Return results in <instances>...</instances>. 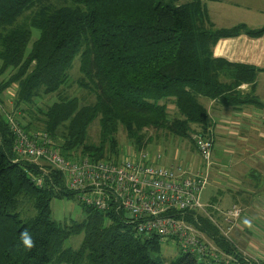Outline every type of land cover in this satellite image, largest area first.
I'll use <instances>...</instances> for the list:
<instances>
[{
    "label": "trees",
    "instance_id": "16d2710c",
    "mask_svg": "<svg viewBox=\"0 0 264 264\" xmlns=\"http://www.w3.org/2000/svg\"><path fill=\"white\" fill-rule=\"evenodd\" d=\"M27 14H32L29 25L20 22ZM32 29L39 37L29 49ZM242 33L258 37L264 28L215 30L201 0H0V76L10 73L0 82V94L17 85L16 110L43 95L57 96L40 114L44 132L67 159L118 161L121 131L137 152L156 147V133L190 140L197 150L192 136L207 135L212 124L201 98L227 106L257 103L251 93L259 71L212 53L219 39ZM76 59L79 78L70 81ZM70 83L77 88L63 97ZM246 84L252 90L243 94L239 88ZM96 120L99 141L92 143L88 131ZM31 124L23 129L29 131ZM8 125L1 117L0 264H165L151 255L161 240L139 234L123 213L79 201L83 221L56 223L51 201L76 194L47 163L42 161L48 172L17 157ZM25 205L32 216L24 213ZM174 216L199 228L222 251L241 257L209 218L195 212ZM25 230L33 237L31 250L18 247ZM80 235L78 249L65 246ZM168 264L214 263L181 252Z\"/></svg>",
    "mask_w": 264,
    "mask_h": 264
},
{
    "label": "built area",
    "instance_id": "2783aa9c",
    "mask_svg": "<svg viewBox=\"0 0 264 264\" xmlns=\"http://www.w3.org/2000/svg\"><path fill=\"white\" fill-rule=\"evenodd\" d=\"M14 139L13 150L18 158L45 162L58 170L68 191L76 194L87 207L100 211L123 213L139 234L156 235L161 242L172 240L183 254L214 264H258L244 257L228 254L199 228L175 214L202 213L228 238L242 217V208L233 205L221 210L215 205H203L201 194L208 182V170L190 173L188 170L163 163L164 155L146 150H132L118 161L71 160L63 157L52 139L44 132L30 134L8 119ZM197 150L211 167L214 140L209 135H194ZM39 186L43 180H37ZM220 214L224 227L213 214ZM228 240V239H227Z\"/></svg>",
    "mask_w": 264,
    "mask_h": 264
},
{
    "label": "crops",
    "instance_id": "0c3cea01",
    "mask_svg": "<svg viewBox=\"0 0 264 264\" xmlns=\"http://www.w3.org/2000/svg\"><path fill=\"white\" fill-rule=\"evenodd\" d=\"M201 1L207 9L209 23L215 30L238 26H245L249 30L264 28V0ZM212 53L216 59L251 66L259 71L256 73L253 90L251 85L246 84L241 87L246 93L252 90L256 95L257 103L227 106L218 101L203 99L202 104L207 109L212 123L209 135L213 138L215 146L211 167L206 168L205 162L196 152L195 145L187 139L185 140L189 146L184 143L176 153L167 152L163 163L169 165L172 161L190 173H206L208 170V182L215 185L220 195L203 203L201 194L202 204L215 205L221 210L240 205L244 217L236 223L234 229L243 234L249 227L255 228V221L264 228L261 218L254 217L264 216V34L253 37L242 33L235 37L221 38L216 42ZM193 136L192 140H194ZM154 149L156 151L149 152L148 149L146 151L153 155L162 152L158 147ZM131 151L127 148L124 155H129ZM220 166L223 168L216 169ZM202 215L207 217L205 214ZM213 216L225 226L220 214ZM256 240L259 241H257L258 246L251 244L254 241L256 243ZM256 240L248 245L255 250H251L248 246L245 250H241L237 246L241 252L232 241H228L241 257L251 263L260 261L264 264V261H261L264 259V243L259 238ZM258 258L261 259L255 260Z\"/></svg>",
    "mask_w": 264,
    "mask_h": 264
},
{
    "label": "rangeland",
    "instance_id": "374dc122",
    "mask_svg": "<svg viewBox=\"0 0 264 264\" xmlns=\"http://www.w3.org/2000/svg\"><path fill=\"white\" fill-rule=\"evenodd\" d=\"M32 14H27L25 18L21 19V23L25 25H29L30 20H31ZM39 37V31L36 29H32V39L29 44V49L32 48L33 43L38 39ZM2 65V62L0 61V67ZM10 73H6L5 75L0 76V82L6 81L9 77ZM71 79L70 81H76L79 78V59H76V63L74 64L72 70L70 71ZM227 81V80H225ZM17 85L13 84L10 86L6 91L2 94H0V116L2 119H5L8 121V119H13L20 128L23 129L24 125L29 124V122H32L30 130L26 131L30 134H38V133H44V118L40 114L41 111H46L47 106L51 105L53 102L57 101L58 98L57 96L53 97H46L43 95L41 97V100H37L36 102L28 105V106H22L20 109L16 110V98H17ZM77 88L75 85L70 83L69 87L64 89L63 97L64 96H69L71 97V94L73 91ZM239 91L241 93L248 94L250 91L243 90L242 88H239ZM252 97H255V93H251ZM203 99L201 98L200 101L203 103ZM256 99V97H255ZM25 110L27 114H24L22 110ZM29 111V115H28ZM169 113L171 116H175V109L173 106L169 105ZM0 117V118H1ZM23 117L25 119H23ZM3 127H4V120H3ZM9 126V125H8ZM10 130V128H9ZM24 130V129H23ZM99 133H100V128H99V121L96 120L94 123L91 124L89 131H88V139L92 143H97L99 141ZM152 133V132H151ZM155 133V132H154ZM153 133V134H154ZM151 135V134H150ZM169 135L167 134H162V133H156L154 134V141L158 142L154 146H158L162 150V152H173L176 153L178 149H180L181 145L184 143H187L185 139H180L176 137H168ZM120 138V147L122 148V154L124 155L127 148L130 150L132 147L129 145L126 134L123 133L122 131L120 132L119 136ZM166 137V138H165ZM193 139V138H192ZM187 146L188 143H187ZM215 147V146H214ZM214 147L212 150V158H213V151ZM217 149V147H216ZM156 151L154 148L148 149V151ZM196 152L199 155L198 150ZM163 155H165L163 153ZM211 158V160H212ZM29 162V160H28ZM31 163V162H29ZM32 164V163H31ZM173 164L176 166L177 164L173 162ZM38 168L44 169V171L48 172V166L45 163L38 162L36 165ZM51 168V167H50ZM223 167H216V169H222ZM52 169V168H51ZM202 193V202L207 203L208 201L211 200L212 197H219L220 193L217 191L215 185L212 182H208L206 188H204ZM238 205V204H237ZM240 207V205H238ZM225 210V209H224ZM23 211L25 214L28 216H32L34 213L33 209L29 205H25L23 208ZM51 211H52V219L61 225H69L72 224L73 222H81L84 219V210L81 205V203L78 200L77 196L73 197H68V196H61V197H56L51 201ZM251 216V215H250ZM24 218L27 216H23ZM244 214H242V217L240 218L243 219ZM254 217L261 218V221L264 222V216L261 217V215H256ZM223 219V218H222ZM254 221V220H253ZM191 224V223H190ZM255 228L249 227L248 231L245 233L241 234L239 231H236L235 229L232 230V232L228 235L229 241H232L236 247L238 246L241 248V250H245L248 245H250V242L256 240V238H259L262 240V243H264V228H261L257 222L255 221ZM223 225V224H222ZM226 227V226H224ZM235 230V231H234ZM253 237V239H252ZM83 240V235L80 236H75L72 237L66 244V247H72L75 249H78L81 245V242ZM258 240L252 242L251 244H257L258 246ZM246 242V243H244ZM237 247V248H238ZM251 250H255L254 247L248 246ZM238 248V250H239ZM263 250V249H261ZM240 251V250H239ZM241 252V251H240ZM181 254L180 248L172 241H163L160 243L159 251L157 253H152V257L154 259L160 260L161 262H164L165 264H168L171 261H174L176 258H178ZM261 258L255 259V260H260ZM261 261H264L262 259ZM256 262V261H255ZM256 263L262 264L260 261H257ZM264 263V262H263Z\"/></svg>",
    "mask_w": 264,
    "mask_h": 264
},
{
    "label": "clouds",
    "instance_id": "9594fccd",
    "mask_svg": "<svg viewBox=\"0 0 264 264\" xmlns=\"http://www.w3.org/2000/svg\"><path fill=\"white\" fill-rule=\"evenodd\" d=\"M18 247L24 250H31L34 247L33 237L29 231L25 230L19 234Z\"/></svg>",
    "mask_w": 264,
    "mask_h": 264
}]
</instances>
